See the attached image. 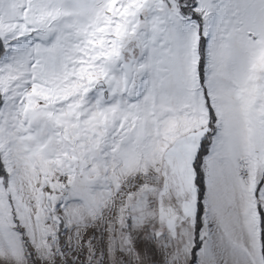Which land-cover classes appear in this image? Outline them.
I'll list each match as a JSON object with an SVG mask.
<instances>
[{"label": "snow or ice", "instance_id": "6c2138e0", "mask_svg": "<svg viewBox=\"0 0 264 264\" xmlns=\"http://www.w3.org/2000/svg\"><path fill=\"white\" fill-rule=\"evenodd\" d=\"M0 264H264V0H0Z\"/></svg>", "mask_w": 264, "mask_h": 264}]
</instances>
